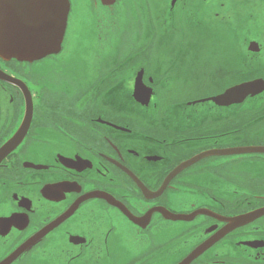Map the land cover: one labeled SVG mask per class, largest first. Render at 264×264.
<instances>
[{"label":"flooded vegetation","instance_id":"flooded-vegetation-1","mask_svg":"<svg viewBox=\"0 0 264 264\" xmlns=\"http://www.w3.org/2000/svg\"><path fill=\"white\" fill-rule=\"evenodd\" d=\"M67 1L58 54L0 57V264H264V90L213 101L264 84V0Z\"/></svg>","mask_w":264,"mask_h":264},{"label":"water","instance_id":"water-1","mask_svg":"<svg viewBox=\"0 0 264 264\" xmlns=\"http://www.w3.org/2000/svg\"><path fill=\"white\" fill-rule=\"evenodd\" d=\"M18 2L19 16L26 17L23 22L14 23V25H3L10 27L9 33L5 31L0 33V57L4 60L17 59L22 62H34L43 59L52 54H58L61 51L64 35L67 28L69 4L67 0H15ZM27 1L28 9L34 10L41 8V16L35 14L32 18L30 15H24L25 5ZM114 1V0H113ZM174 2L176 0H173ZM4 73L0 71V78L4 79ZM24 86V85H23ZM26 88V87H25ZM27 90V88H26ZM264 90L263 83H250L227 91L224 95L214 98L213 101L219 106H230L241 104L249 95H255ZM30 96L28 90L26 96ZM136 99L144 105L148 104V95L144 90L136 89ZM19 135H16L13 141L7 143L0 150V162L2 159L14 149L17 144ZM15 140V141H14ZM247 153L264 152L261 148L245 150ZM237 153H244L240 151ZM192 161L183 165L176 170L177 173L190 165ZM175 171V172H176ZM192 218H176L175 220H190ZM251 218L248 216L238 217L228 220L230 226L240 227L246 225ZM223 232L222 235L226 234ZM208 246L197 249L189 258L194 259L203 253ZM23 251L20 248L14 255L1 264H10ZM190 259V260H191Z\"/></svg>","mask_w":264,"mask_h":264},{"label":"rangeland","instance_id":"rangeland-1","mask_svg":"<svg viewBox=\"0 0 264 264\" xmlns=\"http://www.w3.org/2000/svg\"><path fill=\"white\" fill-rule=\"evenodd\" d=\"M87 31H84L82 33H79L76 29L72 28L71 33L68 36V40L65 42V48L67 51H69L70 54H74L73 57L78 58L77 52L79 51H85L86 46H87V36H85ZM96 40V39H95ZM92 41V40H91ZM80 44V45H79ZM79 49V50H78ZM110 59V58H109ZM112 61H109L111 63ZM76 68L79 69L80 64H76ZM85 70H89L88 65L86 64Z\"/></svg>","mask_w":264,"mask_h":264},{"label":"bare ground","instance_id":"bare-ground-1","mask_svg":"<svg viewBox=\"0 0 264 264\" xmlns=\"http://www.w3.org/2000/svg\"><path fill=\"white\" fill-rule=\"evenodd\" d=\"M3 59V58H2ZM29 92V91H28Z\"/></svg>","mask_w":264,"mask_h":264}]
</instances>
